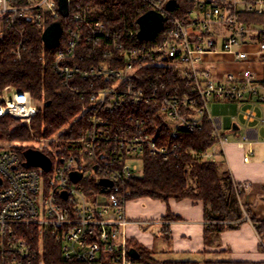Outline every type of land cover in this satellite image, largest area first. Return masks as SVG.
I'll list each match as a JSON object with an SVG mask.
<instances>
[{"label": "built area", "instance_id": "2783aa9c", "mask_svg": "<svg viewBox=\"0 0 264 264\" xmlns=\"http://www.w3.org/2000/svg\"><path fill=\"white\" fill-rule=\"evenodd\" d=\"M67 1L64 16L60 0H0V32L19 37V57L27 23L44 31L62 22L53 69L64 87L82 96L79 115L90 125L69 152L52 145L57 136L31 146L51 158L48 170L0 147V264H47V238L68 262L133 264L122 183L142 173L146 154L168 160L179 146L159 145L148 116L129 110L157 107L174 138L209 122L215 144L196 157L217 162L232 140L210 102L264 105V0H138L133 22L104 19L96 6ZM148 11L162 15L163 24L154 39L141 40L138 19ZM37 111L29 91L6 87L0 96V118L30 123ZM119 112L127 114L125 122ZM243 117L264 126V113L253 108ZM230 132L250 162L258 135ZM103 179L113 184L103 185ZM251 187L249 181L235 183L238 199Z\"/></svg>", "mask_w": 264, "mask_h": 264}, {"label": "trees", "instance_id": "16d2710c", "mask_svg": "<svg viewBox=\"0 0 264 264\" xmlns=\"http://www.w3.org/2000/svg\"><path fill=\"white\" fill-rule=\"evenodd\" d=\"M82 1L98 7L97 16L104 19L133 22L139 17L138 0ZM63 22L66 32V18ZM42 34V29L33 23H27L25 49L19 57L16 54L19 37L13 31L0 32V96L6 87L29 91L38 108L30 125L12 116L0 118V143L8 144L0 147L15 150L24 161H27L25 152L31 145L21 146V142L34 141L36 137L57 136L60 141L52 145L57 144L63 151L69 152L76 146L72 141L85 136L90 128L88 119L79 115L84 106L82 96L61 84L53 69L56 49L45 46ZM129 112L148 116L150 131L159 145L178 144L179 148L168 160L146 154L142 160V173L122 183L127 200L151 197L164 201L170 198L202 201L207 221L206 240L209 236L219 235L226 230L238 229L247 220L253 222L264 238V221L258 220L250 209L247 210L249 219H246L244 212L236 207L238 197L230 171H222L221 163L201 161L196 157V154L208 151L215 144L211 138L209 122L205 123L202 130L181 129L174 138L170 124L164 120L157 107L148 106L143 110L131 108ZM119 114H122L119 121L127 115L123 112ZM123 119L125 122L126 118ZM10 143L14 145L10 146ZM243 196L244 194L241 195ZM166 218L178 217L168 214ZM128 246L140 254L139 258L133 259L134 263L203 264L196 260L159 261L153 257L151 249L131 238ZM44 250L47 264H80L64 260L59 245L51 238L46 239Z\"/></svg>", "mask_w": 264, "mask_h": 264}, {"label": "crops", "instance_id": "0c3cea01", "mask_svg": "<svg viewBox=\"0 0 264 264\" xmlns=\"http://www.w3.org/2000/svg\"><path fill=\"white\" fill-rule=\"evenodd\" d=\"M244 105L245 110L253 108L259 116L264 113V105ZM246 122L249 126L243 133L238 122H234L232 128L236 125L241 135L255 137L257 134L258 142L253 140L251 143L253 149L255 144L264 145V140L260 137L261 128L264 134V126L258 120ZM235 151L240 153L239 159L234 157ZM255 155L250 162H245L244 151L232 141L226 146L224 157H219L217 162L221 163L222 171H230L235 183L251 182V191L241 197L239 204L241 203V206L246 204L251 214L264 221V160L254 159ZM125 211L129 219L126 228L128 240L134 239L151 249L153 257L159 261L196 260L203 264L264 262V238L249 220L242 223L238 229L226 230L219 235L209 236L206 240L207 221L202 201L189 198L181 200L170 198L164 201L141 197L127 200ZM168 214L178 218H166Z\"/></svg>", "mask_w": 264, "mask_h": 264}, {"label": "water", "instance_id": "95a60500", "mask_svg": "<svg viewBox=\"0 0 264 264\" xmlns=\"http://www.w3.org/2000/svg\"><path fill=\"white\" fill-rule=\"evenodd\" d=\"M59 5L63 15L66 16L68 14V1L60 0ZM174 6H175V2L172 1L169 4V7L173 9ZM138 22L141 27L139 31V38L141 40H152L156 37V35L160 31L163 24V19H162V15H160L159 13L155 11H148L138 19ZM62 34H63V26L61 21H55L50 25H48V27L43 31L42 34V39L45 46L50 49H54L58 47V45L60 44V39ZM236 128L237 127L235 125L233 129ZM25 155L28 164L39 165L47 170L51 166V158L41 151L31 148L30 151H28V153ZM71 176L74 181H78L82 177V175L78 172H72ZM101 183L103 185L113 184L111 181L105 179H103ZM129 253L133 258L140 257L139 252L134 248H131Z\"/></svg>", "mask_w": 264, "mask_h": 264}, {"label": "rangeland", "instance_id": "374dc122", "mask_svg": "<svg viewBox=\"0 0 264 264\" xmlns=\"http://www.w3.org/2000/svg\"><path fill=\"white\" fill-rule=\"evenodd\" d=\"M5 95L11 96V92H7ZM209 106H210V110H211V113L213 114V116H218V117L222 118L223 131L227 132L230 135L232 141L235 140V136H234V133L230 132V130L232 129V125L234 122H238L241 125L242 133L245 130V128L247 126H249L243 118V114H244L245 107H246V105H244L243 103L230 102V101H212V102H210ZM259 108H260V110H262V107L259 106ZM20 120L23 123H26L27 125H30L32 122L31 121L30 123H28V122H24L22 119H20ZM262 131L263 130L261 128V134H260L261 136L260 137H261V140H264V134ZM53 137H56V136H53ZM44 138H50V137H36L34 141L21 142L19 145H21V146L22 145L35 146L36 142H39V140H45ZM0 145L1 146H8V144H6V143H0ZM9 145L13 146L14 144L10 143ZM254 148H255V152H256L254 159L264 160V145L263 144H255ZM30 149H31V147L26 150L25 154H27L28 151H30ZM234 157L239 159L240 153L238 151H235ZM140 167H142L141 164H140ZM236 207L238 209H240L242 212H244V217L246 216L247 210L250 209L249 207L248 208L246 207V204H243V206H241V203L239 204V199H238V202L236 204ZM151 230L155 231L154 229H151Z\"/></svg>", "mask_w": 264, "mask_h": 264}]
</instances>
